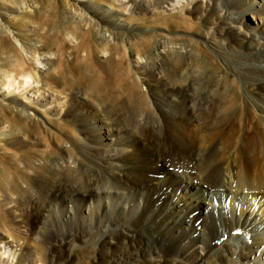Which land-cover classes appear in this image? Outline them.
<instances>
[{"label":"bare ground","instance_id":"6f19581e","mask_svg":"<svg viewBox=\"0 0 264 264\" xmlns=\"http://www.w3.org/2000/svg\"><path fill=\"white\" fill-rule=\"evenodd\" d=\"M76 1L86 7L91 6L92 12L104 26L126 30L141 28L127 21L129 15L166 16L170 30L177 27L174 24L177 22L171 20L170 16L189 19L195 25V31L179 29L176 30L177 33L174 30L175 32L167 34L185 39L181 41L183 43L177 40L179 44L174 46L180 61L189 63L195 59L196 53H193L192 46L196 45L208 60L218 65L212 84H208L212 88L199 94L196 84L198 81H191L188 89H182V93V90L176 91L171 84L164 83L160 93L149 94L152 120L156 118L157 121L150 122L148 117L144 120L140 116L142 113L136 116V111L132 110L136 113L132 122L126 117V113L125 119L130 122L121 123L119 118H108L106 115L109 111H102L107 113L104 114L105 117L101 113L94 116L92 109L96 106L89 105L82 92L85 85L84 89L91 90L90 93L97 90L100 94L102 91L105 93L109 90L108 80L106 83L105 79L99 77L90 80L86 74H81L82 70L76 73L73 71L76 74L73 80H69V76L66 78L61 74L54 75L45 68L53 63L51 55L43 60L41 67L36 68L38 81L23 71L21 79L8 77L7 82H4L5 79L0 78V97L19 107L18 118L32 119L39 127L56 131L58 129L49 120L56 123L61 120L63 124L70 125L72 131L63 130L61 135L68 137L71 136L70 133L79 134L80 142L77 139L70 140L71 149L76 152L77 157L92 162L101 170L96 177L90 175L97 179L92 185H89V181H86L88 186H83L84 181L79 185L76 180L77 185H72L68 191L66 183V192L58 189L48 194L50 189L46 182H53L54 179L51 178L54 175L51 177L47 173V177H51L53 181L41 175L48 180L43 181L48 187L43 183L42 187L49 190L47 195L41 191L32 194L36 199L33 205H25L19 201L16 196L20 193L17 190L19 185L13 184L12 192L2 195L0 207L16 225L26 228L29 236H26V242L0 231V264H54L48 254L49 250L45 248L49 247V243L54 247L68 245L73 248H100L99 245L113 246L112 249L127 247L121 257L114 258L115 254L114 257L111 256L113 258L109 264H264V0H123L125 4L117 6V9L109 5L97 6L92 0ZM74 57L78 64L84 61L78 55ZM163 58L168 60V57ZM98 64L96 62L97 67ZM98 68L101 71L103 69ZM98 71L100 70H96ZM100 73L99 76L106 73L105 77L102 76L107 77L106 71ZM57 76L63 80L62 87L70 89L76 86L80 90L70 96L64 93L66 89H63L66 90L64 92L55 90L49 82L56 83L59 79ZM142 81L148 82L146 76ZM58 84L61 86V83ZM58 84L56 83V88ZM126 91L130 92L131 88ZM128 92L127 102L137 103L140 98ZM74 102L79 105L72 106ZM85 104L89 107H85ZM127 110L129 112L130 107ZM180 113L187 114L188 121L196 124L194 129L196 128L200 141L197 140L195 145L176 144L172 140L170 144L165 143L168 129L162 117H173ZM113 114L116 115V112ZM204 114H207L206 118ZM202 120L207 121L203 126L200 125ZM142 129L149 132L148 150L151 158L158 156L161 150L163 159L156 157L148 161L139 154L141 145L138 138ZM64 143L65 146L61 147L55 145L61 151V160L58 157L60 162L47 167L49 173L57 171L55 174L59 175L67 169L78 167V164L72 162L74 158L69 145ZM37 163L35 164L39 165L40 162ZM79 167L78 170H85V167ZM44 168L39 170L40 173ZM66 173L65 176L70 174ZM70 177L68 175L71 180ZM51 188H54L52 183ZM9 190L7 188L6 191ZM30 207L36 216L32 223L29 218L26 220L24 217ZM140 210L144 220L136 225ZM101 253L103 252L100 251ZM106 257L108 258L107 254Z\"/></svg>","mask_w":264,"mask_h":264},{"label":"rangeland","instance_id":"374dc122","mask_svg":"<svg viewBox=\"0 0 264 264\" xmlns=\"http://www.w3.org/2000/svg\"><path fill=\"white\" fill-rule=\"evenodd\" d=\"M92 1L97 6L98 5L99 6L109 5V6H112L114 9H117V6L119 5L125 4L123 0H92ZM87 7L86 5L78 3L76 0H0V78H2V80L5 79L4 82L8 79V77H13V78L15 77V78L21 79L22 78L21 71H23L26 75L31 76L33 80L38 81L39 77H38V72L36 68L41 67L40 65L41 63H43V60L48 55H51L52 56L51 62L53 61V63L51 66H47L45 68L46 70L50 71L54 75L61 74L65 76L66 78H68L69 76L68 79L73 80L74 79L73 76H76V74H73V71L74 73H76L79 70H82L83 72L80 71V73L81 72H82L81 74L84 73L83 75L86 74V76L90 78V80H93L95 77H99V79L102 78V80L105 79L104 80L105 83L108 80L107 85L109 86L110 92L109 90H107L105 93L102 91L103 93L102 97H101L102 93L100 94L98 90L97 91L99 93H97V91H94L93 92L94 94H93V93H90L91 90L88 91V89H84L85 85L83 86L82 92L83 94L85 93L84 95L88 99V102H89L88 104L89 105L94 104V107L96 106L94 109H92L94 116H96L97 114L100 115L101 113V115L103 114L102 116L105 117V115L109 111V113L106 116L110 119L119 118L120 120L119 119L118 120L119 122L122 121L121 123H129L130 121L132 122L135 116L134 111H136L137 113L136 116L142 113V115L140 114V116H142L144 120H146L148 117V120L150 122L157 121L156 118L155 120L154 118L152 120V113L150 110V107L152 104L149 102V99H150L149 94L160 93L162 91L164 83L171 84L173 88L175 87L174 90L176 91H180L182 89L185 91L186 88L188 89V86H190L189 83L191 81L193 83H196V81H198L196 84H197V92H199V94L201 93L204 94L212 88V85H208V84L209 83L212 84L213 74L215 73V68H217L218 65L214 64L211 60H208L207 57L204 56L205 54L202 52V49L196 45L192 46L194 48L193 53L194 54L196 53L195 59L190 60L189 63L185 61H180L181 59H179L180 57H177L179 55H176V53L178 54V52L176 51L174 46L179 44V42L184 41L185 39L183 37L174 38L167 34V32L173 33L179 29L187 30V32L195 31L194 30L195 25L189 19L182 20L180 18H177L176 15L170 16L169 18L171 20H174L177 22V23H174L177 26L174 28L175 30L174 31V30L169 29L170 27H168V25H170V23L166 20L167 18L166 16L158 15L156 17H149L147 14L146 15H129L127 18V21L132 24H137L141 28L140 30H126V29H122V28L120 29L114 26L105 25L106 26L105 27L104 24H102L99 21L98 16L92 12L91 6L90 8L89 6ZM177 40L178 41L180 40V41L178 42ZM24 46H26L25 48L27 49H25ZM162 46L166 48L164 49ZM167 47H170V48H167ZM168 49L169 51H167ZM198 54L201 56H198ZM77 55L84 60L80 64H78L77 61L75 60L74 56H77ZM161 56L168 57V60L167 58L165 59ZM96 62L99 63L98 67L103 68L102 71L101 69L97 67ZM180 62H181V65H180ZM91 69H94V70H91ZM85 70H87L88 73L90 72L89 75H87L88 73ZM96 70H100L101 73L102 72L104 73L106 71L107 72L106 76L109 77V79L107 77L103 78L102 75H104L105 77L106 73L101 74L100 71L96 72ZM99 73L101 74L100 76H99ZM109 75H111L112 77ZM145 76L148 79V82L142 81ZM57 77L59 79L58 81H56V83L57 84L58 82L61 83V86H59L60 84H58V87L56 88L57 86L56 83H53L52 81L49 82V84L50 85L52 84L55 90L61 91L63 89H66L67 91L63 90V92L66 91L64 93H66L67 96H70L72 95V93H76V91L80 90V89H76L77 88L76 86H74L75 88L71 87L72 89L71 88L67 89L66 87H62L63 80L59 76ZM110 80L111 82L109 83ZM163 81H166V82H163ZM128 86H130L131 88V91H130L131 94H133L134 96H138V98H140L138 101L140 102L139 104L138 102L132 103V104L127 102L126 97H127L128 91H126V89L127 88L130 89ZM205 86L206 88H204ZM183 90L180 92L183 93L184 92ZM86 91L88 92L86 93ZM109 93H110V96H108ZM86 104H85V107H89V105H86ZM136 104L137 106H135ZM77 105L79 104H77L76 102L72 103V106H77ZM1 106L5 107V109H8V111H11V112H7L5 109L3 110ZM129 107L131 110V111L129 110V112H132V113L128 112L127 109H129ZM133 107L136 109H133ZM18 110H19V107L16 104L6 101L5 99L0 97V188H2L0 189L1 190L0 200L3 197L2 195H4L6 192L8 193L12 192L11 187H13V184L15 186L19 185L18 186L19 189L17 190H19L18 192L20 193L16 195L18 196L19 201L21 200V202L25 205H33L36 199L35 197H33L32 194L34 193L37 194L36 191H38L39 193L40 191L45 192L44 194H46V192L50 189L49 190L50 192L49 191L47 192L48 194L55 190L58 191L59 189V191L64 190L66 192V190L68 191V189H70L72 185H75V184L77 185L76 180H78L77 182L79 183V185H82L84 181L85 183H83V186L86 185V181L87 182L89 181L88 182L89 185H92L95 182V180H97L96 178L93 179L94 177H91L90 175H93L96 177L98 174L101 173V170L98 169L96 166H94L92 162L90 163V162H87L81 159L79 156L77 157L76 152H74V150L71 149L69 145L70 140H74V141L78 140L79 134L73 135L70 133L71 136L68 135V137H66L65 135L63 137V135H61V131L63 130H66V131L69 130V132L70 130L72 131L73 128L70 127V125L63 124L61 120H59L57 123L52 120H49L51 125L54 124V126H56L59 132L56 131L55 129H51L48 127H46L47 129H44V128L39 127V124H37V122H35L32 119L25 120L22 118L20 119V117L18 118L17 116V113H19ZM102 111L104 112L107 111V113L106 114L104 112L102 113ZM115 112H116V115L113 114ZM126 113H127L126 117H128L130 121L125 119ZM111 114H113L114 117ZM129 114H131L132 116L131 115L129 116ZM110 115L113 118H111ZM206 116L207 114H204L205 118ZM121 117H124V119L122 120ZM165 117L166 118L168 117L167 120ZM165 117L163 116L162 118L165 119L166 126H167L166 129H168L166 130L168 132V134L166 132V134L168 135L167 136L168 138L166 139V142H165L166 144H170L173 141V143H176V144L183 143L187 145L188 144L195 145L194 143H197L198 141H200L199 134L197 133V131H195L196 128L194 129V125L196 124L192 123L193 124L192 125L188 121L187 114L180 113L179 115L173 116V117L165 115ZM204 120L200 122L201 126H203L205 122L207 123V121H204ZM172 127L173 128L175 127V128L173 129ZM140 134L141 135L138 138V141L141 145L139 146L140 147L139 154L143 158L145 157L144 159L148 161L150 159H151L150 161H152L154 158L156 159V157H158L159 159L160 158L163 159L162 157L164 156V154L161 150L159 152L160 156L158 155L154 158H151L150 150H148L149 144H150L149 143L150 136H149L148 130L142 129V131H140ZM178 134L179 135L181 134V136H179ZM72 137L73 139H70ZM80 137H79V140H81ZM172 137H174V139ZM63 138L64 139L66 138V140L69 139L68 143ZM79 140L77 142H80ZM168 140L169 141L172 140V141L169 142ZM56 141L57 143H55ZM62 141L66 142V144H68L70 147L68 148L70 149V152L74 158L72 159V162L73 163L75 162L76 164H78L77 166L78 167L80 166L79 167L80 169L81 167H85V170L84 168H82L83 172L81 170H78V167L75 169L70 168L64 171V173L70 172V174H68L70 177L71 175L73 176L72 173H74L73 171L75 170L74 176L72 178L70 177L71 180L68 178L67 173H66L67 176H65V174L61 172L59 173V175L61 174L62 175L59 177V175H56L57 171L54 173H49V170H48L49 168L47 169V167L52 166L54 162H60L59 160H61V151L58 150L59 148L56 147L55 145H59L60 147L63 145L65 146V143L63 144ZM143 141L145 142V144H142ZM147 143L148 145H146ZM53 145L55 148L53 147ZM57 150H58V153H57ZM58 157L60 158L59 160H58ZM54 158L55 159L57 158V159L55 160ZM38 160L40 163H42L43 166L40 165ZM83 161H85L86 163ZM37 162L39 163V165L35 164ZM37 166L38 167L40 166V168H38ZM42 168H44V171L46 172V174L44 171H42L44 173L42 172L40 173ZM52 171H55V170H52ZM85 171L88 173H86ZM47 173L49 175L51 174V177H53L54 175V177L53 178L47 177L48 175ZM76 173L78 174V176ZM41 175H45L47 178H49L48 180L50 181H53L51 179H54V181L49 182L45 176L41 177ZM39 176L41 177V180L39 179L40 178ZM81 176L82 177L84 176L85 178L84 177L82 178ZM61 177H63L64 179L63 178L60 179ZM78 177L79 178L81 177L82 179L80 178L79 180ZM13 178H15V180ZM73 178H75V180ZM37 180L38 181L40 180L41 183L38 182ZM55 180L56 181L58 180V182H56ZM43 181L44 182L48 181L46 183L47 185L49 183L48 185L49 189L46 188L48 186H46ZM6 182H7V185H6ZM10 182H12L11 183L12 186H10ZM34 183H35V186H34ZM42 183L46 187L44 186L42 187ZM51 183H52V187L54 185L55 189L51 188ZM60 183H62V185H60ZM66 183H68V186L66 185ZM55 185L58 186V187L56 186L57 189ZM64 185L65 187L67 186L66 190H65ZM36 187H40V188H36ZM7 188L8 190L10 189L11 191L10 190L6 191ZM141 210L138 213L139 215L137 216L136 225H138L144 220V216ZM5 213L6 212L3 211V209L0 207V231L3 232L4 234H8V236L9 234H11L10 237L15 238L17 240L26 241L27 240L26 236H29L28 230L26 231V228H22L16 225V223L12 220V218L10 216L8 217L7 214L5 215ZM24 217L26 218V220L30 219L29 220L30 223H32L33 219L36 218V216H34L31 210V207H30V210L26 212ZM27 228L29 229V226ZM48 246L49 247H45V248L47 249V251L48 250L50 251V252L48 251V254L51 257L49 258L52 260L54 264L55 263L56 264H63V263L64 264H79L80 259H81L80 260L81 263L83 262L82 264H105L104 261H106V264H109V262L111 261L110 260L111 258H113L114 256H115L114 258L121 257L127 250V247H124V246H119V248L115 247V249L117 248V250L112 249L114 248L113 246H107V247L104 246L106 248L105 249L102 245H99L100 248L98 246H90V248L89 247L77 248L76 246L73 248L72 246H68V245H64L61 247L59 246L54 247L53 245H50L49 243ZM101 246L103 247V249L101 248ZM91 247L92 248L94 247V248L92 249ZM122 249L124 251H122ZM99 250L105 253L104 254L101 253L102 254L101 255ZM75 252H76V255H75ZM95 252L99 254H96ZM72 253L74 254V256ZM89 253H91V255ZM116 253H118L119 255ZM77 254L81 256L79 257ZM106 254L108 258L106 257ZM68 258L70 259L69 261L70 263L68 262L69 260ZM56 259H57V262H56ZM66 260L68 263L65 262Z\"/></svg>","mask_w":264,"mask_h":264}]
</instances>
